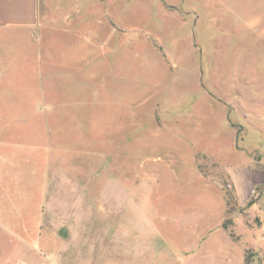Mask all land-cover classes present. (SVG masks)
Instances as JSON below:
<instances>
[{
	"label": "rangeland",
	"instance_id": "374dc122",
	"mask_svg": "<svg viewBox=\"0 0 264 264\" xmlns=\"http://www.w3.org/2000/svg\"><path fill=\"white\" fill-rule=\"evenodd\" d=\"M40 6L0 36V264H264L230 177L264 168V0Z\"/></svg>",
	"mask_w": 264,
	"mask_h": 264
},
{
	"label": "crops",
	"instance_id": "0c3cea01",
	"mask_svg": "<svg viewBox=\"0 0 264 264\" xmlns=\"http://www.w3.org/2000/svg\"><path fill=\"white\" fill-rule=\"evenodd\" d=\"M40 5L41 0H0V36L2 40L8 41L9 38L6 35L8 33H12L14 37L29 33L32 40L41 35L39 32L42 18ZM17 39L20 41L19 38ZM254 170L261 172L260 176L263 180L253 181L252 171ZM230 177L232 178L235 193L240 200L246 197L250 188L251 191H255L254 185L256 187H264L263 167L249 166L248 169H234L230 173Z\"/></svg>",
	"mask_w": 264,
	"mask_h": 264
}]
</instances>
